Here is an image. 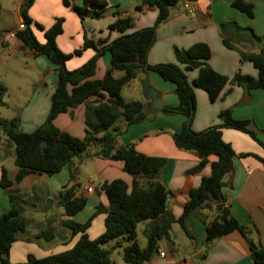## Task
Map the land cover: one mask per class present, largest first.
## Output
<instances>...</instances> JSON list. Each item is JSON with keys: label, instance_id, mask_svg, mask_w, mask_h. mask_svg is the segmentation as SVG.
I'll list each match as a JSON object with an SVG mask.
<instances>
[{"label": "crops", "instance_id": "1", "mask_svg": "<svg viewBox=\"0 0 264 264\" xmlns=\"http://www.w3.org/2000/svg\"><path fill=\"white\" fill-rule=\"evenodd\" d=\"M68 1L69 4L66 5L63 0H33L27 11L32 20L31 31L40 43L45 41L44 30L37 28L35 23L47 29L56 18H63L62 32L55 38L56 46L63 53H71L80 48L85 35L96 42H110L122 34L152 26L157 15L156 8L143 5L142 0H106L107 9L101 17H85L81 20L75 6L81 5L83 0ZM232 1L180 0L170 9L168 18L157 26L154 44L147 55L148 63H170L184 69V65L176 59L174 49H185L195 43H204L210 50L208 64L214 71L228 78L236 72L256 78L258 72L253 64L241 60L236 50L224 46L221 24L236 23L242 28L250 29L257 36H264V0H243L253 4L252 17L233 8ZM22 3L23 0H0V33H3L0 38V83L6 89L13 83L23 86L24 82L27 83V87L32 88L24 93V98L20 95L19 100L22 102L20 106L14 105L16 111H2L9 106L8 102L4 101L5 105L0 106V117L10 119L17 116L19 129L29 133L46 119L50 108V96L57 83V71L56 66L42 54H36L33 50H20L15 36L9 35L18 31L19 23L23 22L20 16ZM118 17H128L131 20L132 25L125 32L108 28ZM230 42L247 52H258L259 46L263 43L250 40L244 34L232 37ZM18 52H23L24 59L18 56ZM94 52L93 49L87 48L80 55L69 58L64 64L66 69L73 70L80 67ZM109 60L107 53L98 58L93 79H101L104 76L109 68ZM31 68L33 72L29 76ZM185 74L191 85L198 70H186ZM113 76L119 77L120 74L113 73ZM140 78H147L150 86L160 93L162 108L159 112H154L149 100L145 99L143 102L146 110L145 119L129 126H126L123 120H118L114 125L120 131L116 142L118 145H133L136 151L145 155L166 159L156 179L170 192L166 201V210L178 218L190 189L197 187L201 178L210 174V163L217 157L209 155V163L202 170L188 172L197 165L199 158L193 151L176 147L172 139V133L181 129L185 119L181 114L167 115L162 111L164 106L178 104L174 85L165 83L154 73L142 70ZM192 87L196 105L191 122L193 131L200 132L210 126L220 125L219 112L230 109L235 119L251 121L250 128L256 132L262 143L243 131L228 127L221 128L222 139L228 142L235 152L232 171L224 177L226 185L222 188V193L225 197V206L230 214L247 228L253 242L264 250V88L245 89L228 83L219 97L215 101H210L204 90L193 85ZM96 102L95 98H91L87 103L70 108L59 114L53 123L60 130L82 138L86 128V104ZM90 148L89 146L87 149ZM89 153L92 155L93 173L85 181L80 182L69 166H64L53 175L29 173L17 182L14 145L0 129V178L4 169L6 177L11 181L6 188L0 185V215L9 208L8 192L16 194L21 191L34 192L39 184H44L47 202L50 195H57L60 191L69 188L73 189L75 196L84 197L86 199L84 208L70 217L75 222L83 223L96 211L98 205H108L107 197L100 189L103 182L121 178L128 188H131L133 177L123 170L121 161L93 156L94 149H90ZM240 153L250 154L240 156ZM89 186L90 192L85 189ZM50 204H55V209L50 208L52 206ZM209 210L207 213L206 209L198 208L188 215L186 227L194 237L190 236L191 238L188 237V240L183 242V252L179 258L175 259L171 252L163 250L158 245V252H163L164 256L160 257L155 253L142 264H254L246 242L237 231L206 241L204 227L212 218L208 214L213 213V209ZM24 218L25 230L17 234L8 251V259L12 263L25 261L28 254L43 258L62 252L72 248L79 238L80 234L69 237L67 228L62 225V220L66 216L58 199L53 203L50 200L49 205L37 207L35 214H29ZM104 218V213L94 216L86 230L90 239L96 238L104 231ZM194 221L197 223L196 228ZM141 223L147 225L148 221ZM195 229L197 233L194 232ZM45 231H50V234L43 236ZM119 240L123 243L121 238H117L109 242L107 247H111ZM160 243L175 247L170 233L168 237H163ZM126 244L124 242L121 247L112 251L113 257L110 258L109 264H129L123 260L120 252Z\"/></svg>", "mask_w": 264, "mask_h": 264}, {"label": "trees", "instance_id": "2", "mask_svg": "<svg viewBox=\"0 0 264 264\" xmlns=\"http://www.w3.org/2000/svg\"><path fill=\"white\" fill-rule=\"evenodd\" d=\"M180 0H142L143 5L153 6L157 10L154 24L128 34H122L110 42L94 41L84 36L83 45L71 53H63L56 46L55 38L62 32L63 18H56L52 25L44 29L45 41L40 43L33 35L30 25L32 20L27 11L33 0H23L20 16L24 29L14 33L20 50H33L43 54L56 66L57 83L50 96V108L45 121L33 131L26 133L19 129V118L0 117V129L14 145L15 165L17 171L15 180L19 182L29 173L53 175L64 166H68L74 155L85 151L89 146H95L93 156L121 161L123 170L133 177L131 188L121 178L105 181L100 189L105 193L108 205H98L96 211L83 223L70 219L86 205V199L75 196L73 189H64L56 196L58 203L64 209L65 219L62 225L71 231V235H79L72 248L43 258L28 254L25 261L12 263L8 259V251L16 240L19 232L26 227L22 216L23 208L19 197L14 192H8L9 208L0 215V263L1 264H109L110 253L122 243L117 241L111 247L104 244L117 238L127 243L122 248V258L129 264H142L158 253V242L168 237L171 225L177 222L186 234L191 236L187 227L188 215L198 208L213 209L214 217L205 223V239L210 241L216 237L237 231L246 242L254 264H264V250L253 242L245 226L240 224L225 206L222 188L226 185L225 175L232 171V159L235 152L228 142L222 139L221 128L228 127L243 131L259 142L256 132L250 128V120H238L232 116L230 109L219 112L220 125L210 126L203 131L191 129L195 112L193 87L188 83L186 70L197 69L198 74L192 84L204 90L210 101H215L224 86L228 83L245 89L264 88V36L255 35L250 29L242 28L236 23L221 24L222 42L229 49L236 50L241 60L249 61L257 69L258 75L253 78L236 72L228 78L214 71L208 64L210 50L204 43H195L188 48H175V57L184 69L170 63L149 64L147 55L154 44L157 26L164 22L170 9ZM195 1V0H190ZM68 5V0H63ZM231 6L248 17L253 16V4L243 0H233ZM107 9L106 0H83L76 5L75 10L83 20L85 17H101ZM128 17H118L109 26V30L125 32L131 27ZM245 35L255 42H263L258 52H247L230 40L232 37ZM3 33H0V38ZM91 48L94 54L80 67L68 70L65 61L80 55L83 50ZM109 54V68L101 79H93L96 63L99 57ZM121 71L120 77H114L113 71ZM152 72L162 80L174 85L178 99L176 106H164L162 111L168 114H181L184 123L179 131L172 133L176 147L193 151L199 161L188 172H198L209 163L208 156L215 155L217 159L210 163V174L201 178L200 184L190 189L182 213L175 218L166 210V201L170 192L156 179L166 163L164 157L148 156L135 150L133 145H118L116 138L120 133L114 127L118 120H123L126 126L144 120L146 113L144 104L140 101H126L122 98V87L137 77L139 71ZM6 87L0 83V106ZM95 98L96 103L86 104L84 136H73L60 130L53 123L61 113L87 103ZM250 153H240L246 156ZM255 156V155H254ZM140 179V180H139ZM11 181L2 170L0 185L6 188ZM104 213V231L94 239H90L86 230L97 214ZM149 224L143 230L146 245L140 247L137 241V226L148 220ZM50 234L45 231L43 236Z\"/></svg>", "mask_w": 264, "mask_h": 264}, {"label": "rangeland", "instance_id": "3", "mask_svg": "<svg viewBox=\"0 0 264 264\" xmlns=\"http://www.w3.org/2000/svg\"><path fill=\"white\" fill-rule=\"evenodd\" d=\"M31 26L32 25H30V29H32ZM18 56L22 59L23 56H24L23 52H18ZM43 56L46 58L45 55H43ZM6 72H7V70H6ZM32 72H33V69L31 68V72L29 73V76L32 75ZM26 73H27V70H26ZM113 73H115V75H117V74H120V76L122 75V72L121 71H117V70L113 71ZM154 75H156V74H154ZM140 77H141V71L138 72L136 78L132 79L131 81H129L126 85H124L122 87L121 95H122V98L124 100H126V101H133V100L134 101H140L141 103H143L145 101V98H144L143 93H142L141 81L143 79H147V78H140ZM28 81L31 82V80H28ZM164 82L165 83H170V82H167V81H164ZM26 84L27 83L24 82L23 86L20 85V84H19V86H17V85H15L13 83V84L10 85V87H8L6 89V92L3 95L2 101L3 102L4 101L8 102L9 106H8V108L2 109V111H16V107L15 106H20L19 104H21V102H22V100H19L20 95L23 96V98H24L25 97L24 93L32 88L31 86L27 87ZM192 85L193 84L191 83V86ZM0 111H1V109H0ZM144 111H146L145 107H144ZM195 111H196V105H195ZM163 113L169 115L168 113H165V112H163ZM90 147H91L90 148L91 150H93V149L95 150L96 149L95 146H93V145H91ZM90 149H87V150H85L83 152H79L78 154L74 155L72 157V159H71L70 164L68 165L70 170H71V172L73 173V175L77 176L80 179V182L87 180L89 175H91L93 173V171H92L93 165H92V159H91L92 155H91V153H89ZM45 194L46 193H45L44 184H39L36 187L34 192L21 191V192L17 193V195L19 197V201H20V203L22 205V208H23L22 216L24 217V216H28L29 214H35L36 211H37V207L39 208V207H43L45 205H49L50 200L53 203V201L58 199V197L56 195H50L48 197L49 201L47 202V196ZM50 205H52V204H50ZM54 206H55V204L52 205L50 208H54L55 209ZM201 209H206L207 213H208V211H210L209 210L210 208L207 209V208L204 207V208H201ZM203 212L205 213V211H203ZM214 214H215L214 212L213 213L210 212L208 215L213 218ZM145 221H148V224H149L150 219L145 220ZM173 224H172L173 226L171 225L172 229L170 228L169 233H170V236H171L172 240L174 241V246L175 247H172V245H168V244H164V243H162V244L160 243L159 244V242H158V245L160 247H162L163 250H165V251L168 250V252H171V255L173 254L175 259H177V258H179V256H181V254L183 252V242L187 241L188 237H190V236L185 233V231L180 227V225L177 222H174ZM196 224L197 223L195 222L194 223V227L195 228H196ZM145 228H146L145 224L139 223L138 227L136 229V231H137V241H138V244H139L140 247H144L146 245V239H145V236L143 234V230ZM66 231H67V233H69L68 236L71 237V231L68 228L66 229ZM194 232L197 233V229H195ZM189 233L191 234V236L194 237V235H192V233L190 231H189ZM122 244H124V242ZM107 245H108V243L104 244L103 246L107 247ZM171 248H173V249L171 250ZM120 252L122 254V250H120ZM111 257H113V253L112 252L110 253V258Z\"/></svg>", "mask_w": 264, "mask_h": 264}, {"label": "water", "instance_id": "4", "mask_svg": "<svg viewBox=\"0 0 264 264\" xmlns=\"http://www.w3.org/2000/svg\"><path fill=\"white\" fill-rule=\"evenodd\" d=\"M142 93L146 100H149L150 107L154 112H159L162 108L160 93L150 86L148 79L141 81Z\"/></svg>", "mask_w": 264, "mask_h": 264}, {"label": "built area", "instance_id": "5", "mask_svg": "<svg viewBox=\"0 0 264 264\" xmlns=\"http://www.w3.org/2000/svg\"><path fill=\"white\" fill-rule=\"evenodd\" d=\"M24 27H25V26H24V23L21 22V23H19V25H18V30L24 29ZM9 35H10V36H13L14 33H10ZM85 189H86V191H88V192L91 191V187H90V186H89V187H86ZM158 255H159L160 257H163V256H164V253H163V252H158Z\"/></svg>", "mask_w": 264, "mask_h": 264}]
</instances>
